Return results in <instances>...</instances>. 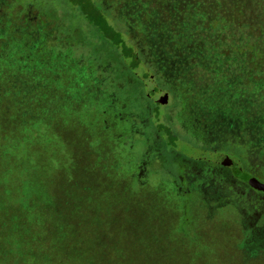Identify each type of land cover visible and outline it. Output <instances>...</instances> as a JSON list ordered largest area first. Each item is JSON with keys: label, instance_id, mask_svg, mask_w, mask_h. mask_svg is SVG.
I'll return each mask as SVG.
<instances>
[{"label": "rangeland", "instance_id": "obj_1", "mask_svg": "<svg viewBox=\"0 0 264 264\" xmlns=\"http://www.w3.org/2000/svg\"><path fill=\"white\" fill-rule=\"evenodd\" d=\"M16 1L20 0H0V22L3 24L5 20L6 22L11 20L12 24L23 20H26V23L33 21L31 15L35 14L34 7L23 10L25 15H21L22 10L16 6ZM152 1L100 0L103 9L120 20L122 16L128 21V9L136 8L137 14L133 22L138 23L133 25L130 37L132 44L141 54L147 55L146 59L149 62L155 56L163 57L167 61L174 56L173 62L179 66L188 65L185 83L179 84L180 93L174 95L168 91L169 95H164L165 98L161 100V114L156 116L152 110L155 107L158 90L167 92L164 88L170 85L176 69L168 66L162 70L160 68L158 75H154L156 88L149 89H145L144 84L142 86L135 83L129 73L125 77L124 75L119 77L121 81L124 79L121 86H126L127 92L137 94L139 100L147 106H144L143 110L138 109L136 105L130 106L128 101V108L120 111V119L125 114V120L114 124L112 137H118L121 153L108 158L101 165L98 161L102 156L98 157V161H94L85 154L89 151L90 155H94L93 150L89 148V141L95 139L93 134L69 118V121L60 120L64 113L69 116L72 114L68 113L70 109L66 110L67 106L64 105L61 94L52 85L44 101L43 112L46 117L48 116V121L43 119L45 116H40L32 121L30 128H26V124L23 123H7L6 128L4 127L6 133L13 132L20 141L17 149L12 150L14 156H7L0 150L2 186L0 199L4 191H10L15 196L23 194V202L30 209L46 208L52 204L56 209L66 213L72 206L79 205L81 210L83 207L81 204L84 208L88 206L97 208L98 218L101 219L99 221L101 232L99 237L97 236L100 246L98 248L104 252L100 264H109L107 263L109 259L113 262V259L123 257L120 255L122 253L128 257V264H237L234 258H223L222 250L225 247L231 248L232 245L235 247L239 238L232 239L231 234H226L221 239L217 237L215 230L219 231V228H211V221L202 218L204 215L196 209L195 204L201 203L200 198L194 200L193 197L196 184L194 187L181 186L177 190L170 179L171 172L177 173L174 167L165 168L166 175L162 180V175L153 176L155 170L152 166H155L156 162L161 166L166 163L181 165L183 162L180 157L202 162L207 159L211 161L214 154L211 156L210 154L223 149L239 154L245 169L255 172L264 182V60L259 59L260 50L264 48V29L259 28V13L248 4L247 9H242L240 14L236 15L244 25L227 30L222 25L218 26L220 19L228 18L225 17L227 14L224 15L220 8L217 12L210 11L209 9H213L208 6V1L207 5L204 0ZM7 4L9 7L14 6L13 12H8ZM32 4L38 5V0H32ZM68 4L71 6L69 0L54 1L53 14L49 18L55 22L52 20L49 22L46 41L34 42V48L42 45L46 50L40 56L45 60H40L39 57L32 58V63L36 67L46 65L52 69L53 64L73 65L75 62L74 59H70V55L74 56L79 64L83 63L85 45L92 40L86 37L84 28L89 30L92 27L87 26L81 11L80 14L72 10L69 12L66 9ZM217 6H220L218 2ZM77 7L74 6L75 9H78ZM154 11L159 13L156 16L163 14V17H170L172 23L167 26L142 25L144 23L142 16L153 15ZM174 15L180 18L178 24ZM196 16L202 18L201 21L204 23L213 21L216 27L207 29L202 26L196 27L195 24L198 23ZM73 21L77 22L75 26ZM125 26L128 34V22H125ZM168 28L171 32L175 31L169 33ZM125 42L130 45L128 35ZM29 45L32 50V43L21 44L20 47L27 49ZM17 53L19 56L21 51L17 49ZM100 59H104V56L102 55ZM91 60L96 58H90L89 61ZM24 61L25 59L16 58L18 67ZM58 67L61 66H56L54 70ZM59 75L60 77L53 75V79L61 80L62 73ZM197 79L201 82L197 81L196 84L194 80ZM204 84L207 85V89L203 87V90L211 98V102L215 103L211 111L217 113L215 116L211 113L212 119L201 125L195 121L190 109L192 112L200 110L198 94L203 92L200 87ZM227 85H231L233 91L235 89L232 95L233 102L253 100L255 105L249 108L245 117L241 115L243 113L237 112L240 105L235 106L231 112L223 107L222 98L225 92H221L220 87L224 88ZM124 87L121 88V93ZM220 92L221 95H218ZM129 109L132 116L137 118L134 127L128 126ZM157 123L169 126L170 138L166 132H162L161 135L156 131ZM130 143L139 146L135 151H128ZM3 157H9L10 160ZM56 162L62 168L58 174L55 173L53 165ZM230 169L234 174L233 169ZM140 189L143 190L142 194ZM241 192L244 193L243 190ZM250 194L249 198L252 201H262L257 195ZM134 199L136 204L140 201V205L135 209L136 213H131V210H128V201L131 204V200ZM221 213L228 214L220 215L216 221L222 218L224 221L222 228H225L230 224L227 221L232 217L227 209ZM138 222L144 225L140 232L142 235L146 234L145 238L144 235L139 234V237L131 231H135ZM183 224L189 236L187 245L181 237L175 235L176 230L183 227ZM153 226L156 229L154 235L148 233L154 229ZM0 227L2 236L4 229L3 226ZM89 240L84 239L83 243L86 244ZM3 241L8 243L9 240L4 238ZM119 246H124L125 251L116 252ZM180 248L183 249L180 251ZM3 250L4 248L0 253ZM45 253L30 251L24 246L12 257L22 256L21 264H50L51 259H48L49 256ZM229 255L233 256L234 253ZM262 256L264 257V254ZM240 264H264V258L245 260Z\"/></svg>", "mask_w": 264, "mask_h": 264}, {"label": "trees", "instance_id": "obj_2", "mask_svg": "<svg viewBox=\"0 0 264 264\" xmlns=\"http://www.w3.org/2000/svg\"><path fill=\"white\" fill-rule=\"evenodd\" d=\"M54 1L38 0L41 10H39L37 4H32V0L30 2L26 0L16 1V6H19L22 10L20 12L21 15H25L23 10L34 7L33 11H35V14L31 15L33 21L26 23V20H23L16 22V24H12L11 20L8 22L5 20V24L0 22V62H7L5 64L0 63V150L7 156H14L12 155V150L17 149L19 146V137L13 134V132L6 133L5 125L7 123H23L26 124V128H30L32 121L35 118L38 119L40 116H45L43 119L48 121V116L46 117V114L43 112L45 110L44 101L50 91L49 88L53 85V88L61 94L64 105L67 106V109H65H70L68 113L72 114L69 116L64 113L60 116V120L69 121V118L93 134L95 139L89 141V148L93 150L94 155H90L89 151H86L85 154L91 160L93 158L94 161H98V157L102 156L101 160L98 161L102 165L108 158L115 157L116 154L121 153L118 137H112V129L115 128L114 124L125 120V114L120 119V111H125L128 108V101L130 106L131 104L136 105L138 109L143 110L144 106H147L139 100L137 94L133 95L129 91H126V86H121L124 83V79L121 81L120 78L123 75L125 77L129 73L134 82L139 85L144 84L145 89L156 88L154 75H158L160 68L161 70L167 66L175 68L176 71L174 70L175 75L171 81L172 84L169 83L170 85L164 88L167 92L158 90L159 93H157L158 96L155 99V107L152 112H155V115L159 116L161 114L160 109L162 108L161 97L167 95L168 91L174 95L180 93L179 84L185 83L184 78L186 73H188L186 72L188 65L181 64L179 66L176 62H173L174 56L169 61L163 57L157 58L155 56L149 62L146 59L147 55L141 54L137 50L132 44L133 42L130 37L133 25L138 23L133 22L137 14L136 8L133 10L132 8L128 9L127 21L122 16L120 20L117 16H112L110 12L105 11L100 0H69L71 6L68 4L66 9L69 12L71 10L76 11L77 14H80L81 11L84 19L87 21V26L90 25L93 29L87 30L83 27L86 37L92 38L85 45L83 63L79 64L78 60L70 55V59H74L75 62L73 65L62 66L53 64L51 66L52 69L47 68L46 65L36 67L32 63V58L39 57L40 60H45L40 56L46 50L42 45L34 48V42L43 43V41H46V34L49 32L48 29L50 27L49 22L52 20L49 16L53 14ZM158 1L156 0V2ZM207 1L208 6L213 9H209L210 11L217 12V9L220 8L224 15L227 14L225 17L228 16L225 20L223 18L220 19L218 26L222 25L227 30L233 27H242L244 24L236 15L240 14L242 9H247L246 6L250 4L253 10L255 8V11L259 13V28L264 29V0H204L206 5ZM217 2L220 6H217ZM7 6L9 13L14 11V6L9 7V4ZM74 6H78V9H75ZM152 6L154 5L152 4ZM152 6L150 8H153ZM153 13V15L146 14L142 16V21L144 22L142 25L148 24V26L152 27L153 25L167 26L172 23L170 17H163V14L156 16L159 15L156 11ZM174 17L177 18L178 24L180 18L177 15H174ZM196 17H198V23L195 24L196 27L202 26L205 29L216 27L213 21L211 23H204L201 21L203 20L202 18ZM52 21L55 22L54 20ZM125 22H128V34ZM73 24L75 26L77 22L73 21ZM142 25L140 24V26ZM174 31L171 32L168 28L167 32L173 33ZM143 33L148 35L145 32ZM127 35L130 40L129 46L125 42ZM27 43H32V50L30 45L27 49L20 47L21 44ZM17 49L21 51L19 56ZM102 55L104 59H100ZM18 57L21 60L25 59L23 63L19 64V67L16 64V58ZM90 58H96V60L89 61ZM98 59L100 61L97 63ZM259 59L264 60V48L260 50ZM56 66L61 67L54 70ZM123 69H126V71ZM61 73V80L56 81L54 80L55 78L53 79V75L60 77L58 74ZM126 78L128 79V76ZM197 81L201 82L200 79H197L194 80V83L197 84ZM142 86H140L141 89ZM122 87H124V90L121 93ZM203 87L207 89V85L201 86L200 89L203 92L198 94L201 104L200 110L192 112L190 109L195 121L201 125H205L209 122V119H212L211 113L214 114L213 116L217 113L211 111L215 103L211 102V98L205 93L206 91L203 90ZM220 88L221 92H225V99L222 98L224 100L222 103L224 104L222 105L227 111L231 112L235 106L240 105L237 112L243 113L241 115L245 117L249 108L251 106L254 107L253 100L233 102L234 97L232 95H234L235 89L233 91L231 85ZM221 92L218 95H221ZM222 99L219 100L222 101ZM136 120L137 118L132 116L131 109H129L128 126L134 127V121L136 122ZM157 124L158 129L155 127L156 131L161 135L162 132H166V135L170 138L169 126ZM76 128L80 130L78 127ZM130 144V146L128 144V151H135L139 146V144ZM141 144L143 145V141ZM104 157L107 158L104 159ZM3 158L10 160L9 157ZM225 160L227 165H229L228 167L233 169L234 174L239 180L254 191L264 192V184L244 172L238 159L230 157L228 159L225 158ZM229 161H231V164H229ZM53 165L55 173H60L62 168L59 167V164L56 162ZM67 171H69L68 166ZM130 174L129 172L128 176ZM141 189L140 194L143 192ZM3 193L2 199H0V226H3L4 231L2 232V236H0V250L3 248L4 250L0 253V264H18V262L21 264L23 261L21 260L22 256H12L18 254L21 247L24 246L27 250L37 253H45L44 251H46L45 254L49 256L48 259H51L50 264H98V259L100 264V261L103 260L101 255H104V252L98 248L100 246H98L97 240V236L99 237L101 232L99 226L101 219L98 218L99 212L97 208L89 206L84 208V205L81 204L80 206H83L81 210H79V205H77L76 207L72 206L66 213L60 209H56L54 204L49 203V205H52L46 208L37 207L36 209H30L23 202V194L15 196L10 191H4ZM139 202L137 201L138 204H136L134 199L131 200L130 204L128 201V210L130 209L131 213H136L135 209L140 205ZM78 210L80 213H78ZM184 225L176 230L177 234L175 233V235L181 237L187 245L189 239L186 234V226ZM153 227L154 229L149 231V234L152 233L154 235L156 232L155 226ZM140 228H144V225L138 222V227L135 228V231H131L138 236L139 234L140 236L144 235L145 238L146 234L142 235ZM4 238L9 240L8 243L3 241ZM84 239H90L86 242L87 245L83 243ZM123 249L124 246H119L116 252L117 250L121 252L125 251ZM182 249L180 248L179 250L181 251ZM88 252L89 254H87ZM120 255L123 257L115 258L113 262L109 259L107 263L128 264L126 254L122 253ZM194 258L195 256L192 257V259Z\"/></svg>", "mask_w": 264, "mask_h": 264}, {"label": "flooded vegetation", "instance_id": "obj_3", "mask_svg": "<svg viewBox=\"0 0 264 264\" xmlns=\"http://www.w3.org/2000/svg\"><path fill=\"white\" fill-rule=\"evenodd\" d=\"M211 155L213 156L212 160L209 161L207 159L204 162L197 159L188 160L187 158L180 157V160L183 162L181 165L178 163L177 165L166 163L167 165L164 164L163 168L167 167V169H169L168 167H174L176 169L177 173L171 172L170 179L173 180L174 188L177 190L180 189L181 186L194 187V184H196V189L194 188L195 192L197 195L201 193L204 195L205 202L202 204L208 209L233 204L238 206L240 211L245 214L257 212L258 214L261 213L264 215V192L254 191L239 180L233 172H231L225 158L234 157L238 159L244 172L251 177H255L262 184H264L263 180H261L255 172H250L245 169L243 159L239 154L233 151L220 149L212 152L210 156ZM171 161L174 162L173 160ZM152 167L155 170L153 176H158L157 174L161 165L156 162L155 166ZM241 190H243L244 193H242ZM250 193L257 195L262 201H252V199L249 198L251 196Z\"/></svg>", "mask_w": 264, "mask_h": 264}, {"label": "crops", "instance_id": "obj_4", "mask_svg": "<svg viewBox=\"0 0 264 264\" xmlns=\"http://www.w3.org/2000/svg\"><path fill=\"white\" fill-rule=\"evenodd\" d=\"M167 169V168H166ZM158 174L162 175V180H164V177L166 175L165 168L162 166L159 168ZM167 177V176H166ZM191 194L189 195V198H191ZM194 200H199V204H195L197 211H201L202 218L205 217L208 221H211V228H219V231L215 230V233L217 234L218 238H223L226 234H231L232 239L237 237L238 240H236L235 247L232 245L231 248L225 247L223 251V258H234V260L237 262V264L242 263L243 261H251V260H261L264 257L262 256L264 254V215L261 213L253 212V213H244L241 212L238 206H235L233 204L230 205H224L220 207H213L208 209L206 206H204L202 203L205 202V199H203L204 195L201 193L197 195L195 192L193 194ZM203 199V200H202ZM187 200V199H185ZM228 210L230 213V216L232 217L229 221L230 224L234 225H227L225 228H222L224 221L219 219V221H216L220 215H227L225 210ZM226 219V218H225ZM224 219V220H225ZM197 222V221H196ZM191 223H189L190 225ZM203 226V225H202ZM228 226H231L232 228H228ZM205 229V228H204ZM207 229V228H206ZM196 231V230H195ZM237 233V234H235ZM189 239V236H188ZM233 241V240H232ZM229 249V250H228ZM229 253H234L233 256H230Z\"/></svg>", "mask_w": 264, "mask_h": 264}, {"label": "water", "instance_id": "obj_5", "mask_svg": "<svg viewBox=\"0 0 264 264\" xmlns=\"http://www.w3.org/2000/svg\"><path fill=\"white\" fill-rule=\"evenodd\" d=\"M163 96H164V95H163ZM163 96L161 97V100H163V99L165 98V97H163ZM161 100H160V101H161Z\"/></svg>", "mask_w": 264, "mask_h": 264}]
</instances>
